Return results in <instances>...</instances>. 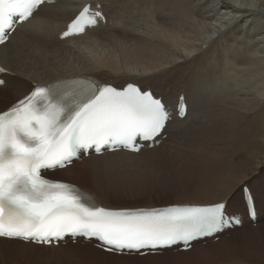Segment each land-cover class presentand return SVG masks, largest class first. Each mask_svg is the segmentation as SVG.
<instances>
[{
	"label": "bare ground",
	"instance_id": "bare-ground-1",
	"mask_svg": "<svg viewBox=\"0 0 264 264\" xmlns=\"http://www.w3.org/2000/svg\"><path fill=\"white\" fill-rule=\"evenodd\" d=\"M95 2L103 4L106 21L81 37L59 38L83 0H55L45 4L35 19L17 27L12 44L7 49L0 47V64L15 73L1 75L8 84L0 88V98L10 95L12 99L0 111L34 85L71 77H89L117 88L131 81L146 89L151 87L172 110L168 109L170 120L158 147L146 149L134 163L117 166L105 175L94 174V157H82L80 162L75 160L69 167L53 173L84 180L88 185L70 180L66 183L79 185L99 206L110 209L215 202L231 185L247 180L255 196L256 226L264 222V0H257L258 9L236 8V0ZM224 16L231 23L211 39V28L200 31L192 23L211 25ZM193 50H197L194 56L179 59ZM165 65L166 70L154 71ZM180 95L185 96L188 104L184 119L174 113ZM148 166L178 173V182L166 187L176 200L163 204H116L114 199L107 198L119 195L111 183L113 178L133 177ZM118 168L127 171L113 173ZM227 212L241 215V228L252 226L238 194L231 197ZM253 230H264V225ZM80 241V246L88 245L87 253L100 264H115L118 260L120 263L123 259L137 261V257L151 259L156 264L192 252L119 256L94 248L95 241ZM200 241L193 242L192 250L211 245H199ZM74 252L81 249L73 247L71 241L61 242L58 248H40L20 241L0 240L3 264L6 259L10 260L7 264H67L60 259L70 258ZM55 256L57 261L52 263Z\"/></svg>",
	"mask_w": 264,
	"mask_h": 264
},
{
	"label": "snow or ice",
	"instance_id": "snow-or-ice-1",
	"mask_svg": "<svg viewBox=\"0 0 264 264\" xmlns=\"http://www.w3.org/2000/svg\"><path fill=\"white\" fill-rule=\"evenodd\" d=\"M51 2L0 0V47L7 49L17 25L35 19L42 6ZM235 7L258 9V3L236 0ZM102 21H106L103 4L83 0L59 38L87 35ZM192 23L200 31L211 28V39L231 20L224 16L211 25ZM0 74L15 75L7 66H0ZM7 84L0 78V88ZM174 107L177 115L187 118L185 96L180 95ZM169 120L165 99L136 81L117 88L80 76L35 85L0 111V240L58 248L68 238L83 239L95 241L99 250L109 254L157 256L174 248L189 253L193 242L240 226L239 217L227 214L233 195H239L254 218L255 196L247 180L231 185L215 202L113 210L99 206L75 185L44 175L69 167L81 156L94 157L97 176L134 163L146 149L161 144Z\"/></svg>",
	"mask_w": 264,
	"mask_h": 264
},
{
	"label": "rangeland",
	"instance_id": "rangeland-1",
	"mask_svg": "<svg viewBox=\"0 0 264 264\" xmlns=\"http://www.w3.org/2000/svg\"><path fill=\"white\" fill-rule=\"evenodd\" d=\"M9 96L10 95H6V96H2L3 98H0L1 100L0 107L7 105L11 101L12 98H10ZM1 103L3 105H1ZM77 162H80V160H77ZM146 168H147L146 170H140L142 171V173L135 175L133 177H126V178L121 177L120 179L113 178L111 180V183L117 187L116 191L119 192V195H114L115 198H111V197H107V198L114 199L116 204H118L119 202L129 203V204H134V203L163 204L176 200L173 194L169 193L170 189H166V187L171 188L173 184L178 182L179 179L178 173L176 172V174H173V171L171 170H161L160 168H157L155 166H148ZM126 171L127 169L118 168L113 173L120 172V174L121 173L125 174ZM192 174L194 178L196 176V172L194 171ZM50 175H51L50 177L53 178H57V179L59 178L60 180L63 179L65 182L70 180L73 181L74 183L88 185L87 182H85L84 180L82 181L76 177H71L66 174H60L55 172ZM262 225H264V222L260 223L257 226H256V222H252V226H250V229H245L238 226L236 227L238 231H236L237 229L236 230L230 229L223 236L220 235V237L217 240H207L204 243L199 242L198 243L199 245H204L207 243L208 244L211 243V245L205 247L199 246L196 249H193L191 254H188V256L174 257V259L172 260L160 261L157 262L156 264H228L230 262L264 264V251H262V247H264V230H259V231L253 230L255 228H258V226L260 227ZM71 244L73 245V247L81 249V252H74L70 256V258H64L60 260L65 261L67 264H71V263L100 264L98 260H95L96 259L95 256L87 253V251H89L87 250L88 245L80 246L81 242H71ZM94 248L97 247L94 246ZM167 251L169 253L175 254L176 251L178 250L171 249ZM4 254L12 257L11 253L4 252ZM130 256L136 257L138 255H130ZM186 257H188L187 261H182ZM55 258H57V256L51 258L52 263H56L57 259ZM136 259L137 261L123 259L120 263L121 264H155L150 261L151 259H147V258L143 259L138 257ZM136 259H132V260H136ZM5 261L7 264V262H9L10 260L6 259ZM34 263L35 262H33V264ZM120 263L118 260L115 264H120ZM0 264H3V262L2 263L0 262Z\"/></svg>",
	"mask_w": 264,
	"mask_h": 264
}]
</instances>
